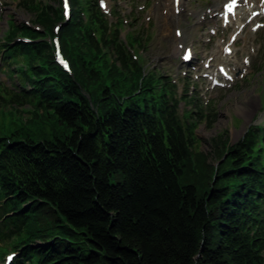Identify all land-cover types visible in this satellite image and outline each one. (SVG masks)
Masks as SVG:
<instances>
[{
	"label": "trees",
	"instance_id": "16d2710c",
	"mask_svg": "<svg viewBox=\"0 0 264 264\" xmlns=\"http://www.w3.org/2000/svg\"><path fill=\"white\" fill-rule=\"evenodd\" d=\"M58 1L20 0L34 19L11 20L0 52L27 82L2 98L64 128L40 141L26 126L0 135V254L19 251L13 264H264V127L233 144L227 131L214 136L212 163L196 133L207 116L183 120L175 84L134 60L97 0H71L66 21ZM62 20L70 73L45 39ZM19 32L31 42L12 44Z\"/></svg>",
	"mask_w": 264,
	"mask_h": 264
},
{
	"label": "rangeland",
	"instance_id": "374dc122",
	"mask_svg": "<svg viewBox=\"0 0 264 264\" xmlns=\"http://www.w3.org/2000/svg\"><path fill=\"white\" fill-rule=\"evenodd\" d=\"M19 1L0 0L1 53H4L9 22L13 20L15 24H20L34 19L31 13L19 6ZM106 1L110 11L108 20L113 28L118 23L119 39L126 44L128 51L132 55H139L138 61L145 71L150 69L156 83L161 80L159 73H162L175 84L183 120L187 122L189 112H195L194 116H207L199 123L196 133L200 149L209 154L212 163H217L212 145L214 136L227 131L229 144H233L242 138L249 126L264 127V27L256 32L250 26L246 27L235 43L234 53L224 59L223 45L236 29V24L224 27L218 17L207 16L205 20V13L211 11L213 3L218 2L221 6L225 0H184L180 22L170 16L168 20L165 19L169 11L164 7L167 0ZM195 10L204 13L201 19ZM247 14L243 15L241 21L245 20ZM259 19L264 21V17ZM177 28L181 29L184 38L175 34ZM212 29L216 30V34L211 32ZM54 34L59 35L60 30L54 31ZM130 35L138 36L140 44L130 41ZM45 39L50 41L49 36ZM182 45L192 46L194 50L189 64L181 60ZM176 48L180 50L177 54L174 53ZM245 57L249 63H245ZM222 63L229 66L235 80L226 87L214 86L203 75L216 71V66ZM17 69L18 65L11 59L0 57V135H9L26 126L25 131L35 141H40L46 134L64 130L54 116L48 113L44 116L41 110L35 111L27 105L12 103L10 98H2L9 97L11 93H6V88L23 91L27 82ZM196 100L198 105L195 104ZM200 108L202 114L196 113ZM10 251L5 249L6 253ZM3 261L4 257L0 254V263Z\"/></svg>",
	"mask_w": 264,
	"mask_h": 264
},
{
	"label": "bare ground",
	"instance_id": "6f19581e",
	"mask_svg": "<svg viewBox=\"0 0 264 264\" xmlns=\"http://www.w3.org/2000/svg\"><path fill=\"white\" fill-rule=\"evenodd\" d=\"M252 1V0H251ZM259 1V0H258ZM250 3V2H249ZM167 5V6H166ZM166 5L164 6L166 9L168 8V13L166 14V16H165V19L166 20H168V17L170 16V18H173L175 21L177 20V22H180V20H181V16H180V14L178 15V14H176V11H175V9L178 7L179 9H182L183 7H185L184 5H185V1L184 0H180L179 1V5L178 6H176V4H175V1L174 0H167L166 1ZM246 5V4H245ZM211 11L210 12H208V11H206V13H205V20L207 19V16H208V18L211 16V17H217V11H219L220 10V5H219V3L218 2H215V3H213L212 4V6H211ZM196 12H197V14H198V18H200L201 19V17L204 15V13H201V11H198V10H195ZM182 38H184V35L182 34V37H181V39ZM181 42V41H180ZM179 52V49L178 48H176V49H174V53L175 54H177Z\"/></svg>",
	"mask_w": 264,
	"mask_h": 264
},
{
	"label": "snow or ice",
	"instance_id": "6c2138e0",
	"mask_svg": "<svg viewBox=\"0 0 264 264\" xmlns=\"http://www.w3.org/2000/svg\"><path fill=\"white\" fill-rule=\"evenodd\" d=\"M65 3H66V5H67V0H65ZM102 6H104V5H103V0H102ZM177 34L179 35V33H177ZM185 59H187V57H185ZM247 62H248V61L246 60L245 63H247Z\"/></svg>",
	"mask_w": 264,
	"mask_h": 264
}]
</instances>
